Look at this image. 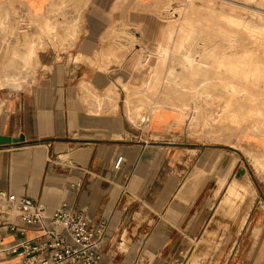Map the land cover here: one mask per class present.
I'll return each mask as SVG.
<instances>
[{"label":"crops","instance_id":"1","mask_svg":"<svg viewBox=\"0 0 264 264\" xmlns=\"http://www.w3.org/2000/svg\"><path fill=\"white\" fill-rule=\"evenodd\" d=\"M122 1L73 0L84 7L61 33L63 48L36 57L20 90L0 87V189L47 214L66 202L103 222L98 264H187L197 244L198 264H264L263 205L244 214L239 206L210 254L223 191L212 178L210 145L190 140L171 114L151 120L142 102L128 108L150 79L139 74L149 46L133 25L142 14L160 17L139 7L153 0ZM8 3L42 18L60 11V0H0V14ZM4 50L0 44V57ZM2 58L0 83H18ZM37 234L32 226L23 236L2 232L0 250ZM0 264L19 258L0 252Z\"/></svg>","mask_w":264,"mask_h":264},{"label":"rangeland","instance_id":"2","mask_svg":"<svg viewBox=\"0 0 264 264\" xmlns=\"http://www.w3.org/2000/svg\"><path fill=\"white\" fill-rule=\"evenodd\" d=\"M68 6L70 14L62 11ZM59 7L48 18L14 3L2 10L0 44L5 50L0 64L5 54L8 79L18 78L22 86L36 72V57L46 55L51 46L63 48L68 36L61 33L79 21L84 4L60 0ZM139 7L154 11L160 20L142 14L139 26L133 25L149 46L139 74L150 79L139 88L144 98L135 94L127 99L128 108L142 102L148 119L171 114L176 123L183 121L190 140L210 145L212 178L217 186L226 181L221 196L227 181L233 182L225 200L220 196L217 201L211 254L238 217V210L230 216L227 212L233 199L243 208L241 214L257 201L264 208V0H153ZM16 85L0 83V87ZM243 190L245 196L240 198ZM199 258L197 244L187 264H198Z\"/></svg>","mask_w":264,"mask_h":264},{"label":"built area","instance_id":"3","mask_svg":"<svg viewBox=\"0 0 264 264\" xmlns=\"http://www.w3.org/2000/svg\"><path fill=\"white\" fill-rule=\"evenodd\" d=\"M30 226L37 229V236L0 252L18 256L19 264H98L103 222L92 224L84 209L66 202L47 214L42 204L0 189V240L2 232L23 236Z\"/></svg>","mask_w":264,"mask_h":264},{"label":"bare ground","instance_id":"4","mask_svg":"<svg viewBox=\"0 0 264 264\" xmlns=\"http://www.w3.org/2000/svg\"><path fill=\"white\" fill-rule=\"evenodd\" d=\"M232 3V2H231ZM234 4H235V2H233ZM166 5V4H165ZM235 5H237V3L235 4ZM239 5V4H238ZM230 6V5H229ZM232 6V5H231ZM249 7V6H248ZM231 8V7H230ZM251 9V8H250ZM249 12H251V11H249ZM258 15V14H257ZM259 17V16H258ZM191 21V20H190ZM184 22H186V21H184ZM244 22V21H243ZM183 23V22H182ZM239 23H240V21H239ZM183 24H185V23H183ZM239 25V24H238ZM253 25V24H252ZM184 26V25H183ZM191 26H193V25H191ZM244 26V25H243ZM242 26V27H243ZM247 26V25H246ZM182 27V26H181ZM189 28H190V26H188ZM238 27V26H237ZM241 27V26H240ZM187 28V27H186ZM247 28V27H246ZM181 29V28H180ZM192 29V28H191ZM249 29V28H248ZM188 30V29H187ZM262 30V29H261ZM192 32H193V30H191ZM188 32H189V30H188ZM168 33V32H167ZM183 33V32H182ZM195 33V32H194ZM186 34V33H185ZM182 35V34H181ZM192 36V35H191ZM181 39V38H180ZM183 39V38H182ZM190 39V38H189ZM188 39V40H189ZM187 40V41H188ZM185 41V40H184ZM252 42V41H251ZM179 43V42H178ZM179 46V45H178ZM177 46V47H178ZM163 48V47H162ZM163 49H165V47L163 48ZM179 49V48H178ZM183 49H185V48H183ZM166 50H167V48H166ZM155 51V50H154ZM163 51V50H162ZM161 51V52H162ZM165 51V50H164ZM157 52V51H156ZM159 52V51H158ZM190 51H188V53H189ZM164 53V52H163ZM169 53V52H168ZM167 53V54H168ZM184 53H185V51H184ZM156 54V53H155ZM186 54V53H185ZM182 55V54H181ZM159 56V55H158ZM162 56V55H161ZM189 56V54L186 56V57H188ZM161 58V57H160ZM166 58V57H165ZM193 58V57H192ZM163 59V58H162ZM183 60V59H182ZM182 62V61H181ZM203 62V61H202ZM153 88V87H152ZM264 151V150H263ZM262 154H264V153H262ZM258 158V159H257ZM257 160H259V161H261L260 159L262 158V155H261V153L260 152H258V154H257ZM256 160V161H257ZM258 162V161H257ZM262 162L263 161H261V164H262ZM260 163V162H259ZM264 166V165H263ZM225 182L226 181H223V182H221L219 185H218V187H217V190H216V192L223 186V185H225ZM232 185H233V182L232 181H227V183H226V189H224V194L221 196V201L222 200H225V196L229 193V191H230V189H231V187H232ZM246 190V189H245ZM245 190H243L242 192H241V194L239 195V197L240 198H243L244 196H245ZM238 198V197H237ZM239 199V198H238ZM241 199H239V201H240ZM238 201H236V198L235 199H233L232 201H231V203L229 204V207H228V209H227V212L229 213V216L230 215H233V214H235L236 212H237V210H238V208H239V204L237 203ZM245 217H243V219H244Z\"/></svg>","mask_w":264,"mask_h":264},{"label":"clouds","instance_id":"5","mask_svg":"<svg viewBox=\"0 0 264 264\" xmlns=\"http://www.w3.org/2000/svg\"><path fill=\"white\" fill-rule=\"evenodd\" d=\"M16 87H17V90H20L21 85L19 83H17Z\"/></svg>","mask_w":264,"mask_h":264}]
</instances>
